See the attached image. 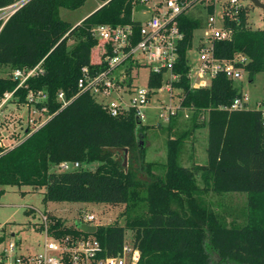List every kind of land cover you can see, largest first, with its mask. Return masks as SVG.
Wrapping results in <instances>:
<instances>
[{
	"label": "trees",
	"instance_id": "1",
	"mask_svg": "<svg viewBox=\"0 0 264 264\" xmlns=\"http://www.w3.org/2000/svg\"><path fill=\"white\" fill-rule=\"evenodd\" d=\"M87 1L33 0L2 29L0 23V66L29 70L44 60L43 72L17 91L20 102L26 101L29 91H46L49 112H58L18 146L0 147V187L44 189L45 203L125 206L124 225H100L93 235L103 248L101 257L118 256L128 241L127 233L132 232L131 243L141 252L139 264H264V121L256 110H229L242 92L223 73L205 87L191 88L187 52L202 26L199 18L189 14L181 18L185 41L176 87L183 96L179 112L192 113L191 131L208 129L206 165H181L185 132L169 137L167 161L161 164L164 173H156L153 168L160 165L145 161L150 127L140 123L133 111L110 116L89 94L59 111L58 93L63 91L67 99L77 94L81 69L102 68L105 46L91 29L133 24L132 0H100L102 6L78 26L60 18L61 9L76 10ZM11 2L0 0V7ZM213 11L210 7L207 12ZM224 27L232 31V38L214 42L215 56L221 60L244 57L247 61L237 65L253 82L264 73V30L249 28V8L242 9L236 19L227 18ZM150 80L151 86L163 84V77L152 75ZM18 84L11 76L0 77V99ZM177 117L172 116L170 123ZM125 149L127 168L118 157ZM63 162H78L81 167L51 170ZM94 162L99 163L96 170L83 168L84 163ZM209 192L246 194L242 221H229L226 212L209 204L205 199ZM3 193L0 190V196ZM142 207L146 210L141 214L129 216ZM49 219L50 233L56 237L90 236L53 213Z\"/></svg>",
	"mask_w": 264,
	"mask_h": 264
},
{
	"label": "built area",
	"instance_id": "2",
	"mask_svg": "<svg viewBox=\"0 0 264 264\" xmlns=\"http://www.w3.org/2000/svg\"><path fill=\"white\" fill-rule=\"evenodd\" d=\"M32 1L13 0L7 6L0 7L1 29L18 11ZM241 1L132 0L133 24L117 26L103 24L91 29L93 37L105 46L101 61L102 68L96 70L89 66L83 67L77 83V94L67 99L63 91L58 93L57 101L61 104L59 111L70 105L78 96L89 94L106 109L110 116L118 117L133 111L136 119L143 124L147 119L146 110L155 108L151 106L153 102H161V95L167 94L170 105H161L155 109L159 111L158 118L170 122L172 116L177 115L181 110L183 101L182 90L176 87L181 79L177 66L185 41L181 18L189 14L197 5H203L207 11L212 7L214 11L208 15L207 26L210 33L199 41V63L196 66L189 64L187 77L191 88L199 89L209 85L220 73L234 81L242 79L245 71L237 64L247 61L244 57L235 56L232 60H221L214 54L215 41L232 38V31L224 27L225 20L236 19V15L242 9L248 8L242 5ZM258 1L264 3L263 0ZM137 7L144 8L136 11ZM141 14L149 17L147 19L135 17ZM218 19L220 26H217ZM81 23L82 21L76 26ZM43 63L44 60L32 69H14L11 73V77L18 80L19 84L12 92L5 93L0 99V147L4 150L13 149L24 142L58 113L49 112V95L46 91H29L24 103L20 102V97L16 94L19 89L27 88L30 79L43 72ZM143 68L149 71L146 86L136 84V79L139 78L140 70ZM152 75L163 77V84L160 87L150 85ZM176 101L178 106H173ZM11 105L23 106L26 109L25 126L22 125L18 129L10 127L6 109ZM229 110H256L261 113L264 121V100L256 102L255 107H251L248 94L242 93L241 97L236 98ZM17 132L23 133L18 136ZM80 167L78 162H63L58 166L61 171H73ZM41 218L42 230L45 233L43 251L38 254L18 255L16 245L11 243L0 252V264H139L140 262V250L129 241L124 244L118 256L101 257L103 248L93 235L87 238L56 237L50 233L48 213L41 214ZM96 220L93 213H87L71 225L77 228L76 223H85L98 227Z\"/></svg>",
	"mask_w": 264,
	"mask_h": 264
},
{
	"label": "rangeland",
	"instance_id": "3",
	"mask_svg": "<svg viewBox=\"0 0 264 264\" xmlns=\"http://www.w3.org/2000/svg\"><path fill=\"white\" fill-rule=\"evenodd\" d=\"M264 2V0H263ZM242 5L249 8V28L252 30H264V13L248 1H241ZM102 6L100 0H88L86 4L76 10L61 9L60 18L63 21L77 25L85 18L94 13ZM194 18L202 21V26L194 33L193 47L187 53L190 65L196 66L198 62V47L200 39L210 33L207 26L208 12L203 5L197 7L189 13ZM149 15H137L136 18H148ZM218 19L217 26H220ZM12 69L8 66H0V77L8 78L11 76ZM149 78V71L146 68L140 70V76L136 79V84L146 86ZM235 86L244 94H248L251 99V107H255V103L264 100V73L256 75L253 82L250 81L248 74H244L242 79L236 80ZM161 102H153L151 106L170 105L169 95L164 94L160 97ZM163 103V104H162ZM178 106V101L172 104ZM155 108L146 110L147 119L144 125L150 128L146 131V162H153L160 165L153 170L158 174H163L162 163H166L168 156L167 143L169 137H177L185 132L184 150L180 157L181 165L191 167L193 165H206L208 162L207 146H208V129L207 127L192 130V113L186 110L178 112L177 119L174 123L167 122L165 119L158 118L159 111ZM9 119L7 122L10 127L18 129L25 124L26 109L22 106L11 105L6 109ZM15 115V116H14ZM24 117V118H23ZM19 119V120H18ZM202 122V121H201ZM8 126V132L10 130ZM171 127V129H169ZM23 132H18L21 136ZM17 137V135L15 136ZM14 137V138H15ZM11 142V141H10ZM9 143V142H8ZM12 143V142H11ZM118 157L122 158V164L127 157L126 168L129 164V154L125 155V151H119ZM99 166L98 162L86 164L83 168L88 170H96ZM52 171H61L58 167L52 166ZM199 184L203 187V182L199 179ZM0 190L4 193L0 196V252L7 248L11 243L16 245V253L38 254L43 251L45 242V233L42 230L41 214L53 213L65 220L69 225L75 223L76 220L82 219L87 213H93L97 220L96 225H109L117 223L124 225L125 217L121 215L125 211V206H111L106 204H87V203H71V202H44V189H33L30 186H2ZM205 199L214 208L228 214V220L237 219L242 221V215L247 208L248 197L244 193H228L217 195L209 192ZM33 209V210H32ZM146 209L144 207L134 210L129 216L134 217L141 214ZM92 223V224H95ZM129 242L133 241V233H127Z\"/></svg>",
	"mask_w": 264,
	"mask_h": 264
},
{
	"label": "water",
	"instance_id": "4",
	"mask_svg": "<svg viewBox=\"0 0 264 264\" xmlns=\"http://www.w3.org/2000/svg\"><path fill=\"white\" fill-rule=\"evenodd\" d=\"M245 1H250L255 7L260 8L263 13H264V3H260L258 0H245ZM144 7H137L136 11L142 9ZM125 155H128V150L125 149ZM126 162H127V157H125V161L123 163V166H126ZM76 226L78 228V230L88 234V235H94L97 232V227L93 226V225H89V224H85V223H76Z\"/></svg>",
	"mask_w": 264,
	"mask_h": 264
},
{
	"label": "crops",
	"instance_id": "5",
	"mask_svg": "<svg viewBox=\"0 0 264 264\" xmlns=\"http://www.w3.org/2000/svg\"><path fill=\"white\" fill-rule=\"evenodd\" d=\"M101 7V6H100ZM137 15H135V17H136ZM80 23V22H79Z\"/></svg>",
	"mask_w": 264,
	"mask_h": 264
}]
</instances>
